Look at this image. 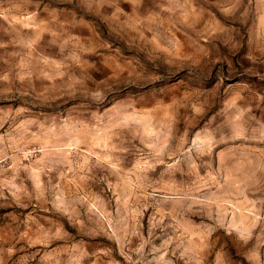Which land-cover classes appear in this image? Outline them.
Here are the masks:
<instances>
[{"label":"rangeland","instance_id":"rangeland-1","mask_svg":"<svg viewBox=\"0 0 264 264\" xmlns=\"http://www.w3.org/2000/svg\"><path fill=\"white\" fill-rule=\"evenodd\" d=\"M0 211V264H264V0H0Z\"/></svg>","mask_w":264,"mask_h":264},{"label":"trees","instance_id":"trees-1","mask_svg":"<svg viewBox=\"0 0 264 264\" xmlns=\"http://www.w3.org/2000/svg\"><path fill=\"white\" fill-rule=\"evenodd\" d=\"M6 211L9 210V209H5ZM3 210V211H5ZM1 212V211H0ZM223 242H225V250H226V253L234 259V261L237 263V264H251L249 261H247L245 259V257L238 253L235 249V247L232 245V243L230 242V240L228 239V237L222 235L217 243L220 245L222 244Z\"/></svg>","mask_w":264,"mask_h":264}]
</instances>
